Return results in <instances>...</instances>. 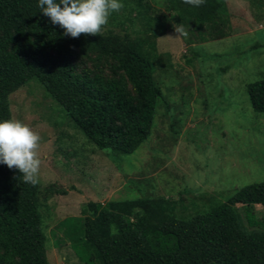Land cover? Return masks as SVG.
<instances>
[{
  "label": "trees",
  "instance_id": "trees-1",
  "mask_svg": "<svg viewBox=\"0 0 264 264\" xmlns=\"http://www.w3.org/2000/svg\"><path fill=\"white\" fill-rule=\"evenodd\" d=\"M122 1L128 8L123 16L142 20L137 32L71 37L40 13L37 0H0V119H12L9 95L33 80L111 161L138 148L161 96L154 79L160 68L156 18L147 13V1ZM166 4L194 37L188 42L221 39L232 30L225 0ZM246 90L254 112L264 113V76ZM47 188L25 183L17 169L0 164V264H49ZM204 196L206 209L190 215L179 213L177 200L147 195L89 200L81 215L61 221L83 264H264V218L247 209L259 204L264 210V180L222 202Z\"/></svg>",
  "mask_w": 264,
  "mask_h": 264
},
{
  "label": "rangeland",
  "instance_id": "rangeland-1",
  "mask_svg": "<svg viewBox=\"0 0 264 264\" xmlns=\"http://www.w3.org/2000/svg\"><path fill=\"white\" fill-rule=\"evenodd\" d=\"M145 1L151 7L147 13L156 18L152 26L160 68L154 79L161 96L151 132L133 152L111 161L36 81L9 95L12 119L40 136L37 175L39 184L48 187L49 264H83L61 220L81 215L89 200L161 195L177 200L179 213L190 215L206 209L204 195L222 202L237 188L264 180V113L254 112L246 90L264 76V0H225L232 30L204 42H188L194 37L166 0ZM122 3L101 31L133 33L143 27L138 17L129 21L123 16L128 8ZM236 205L245 215L246 207ZM247 209L256 219L264 218L261 205ZM68 224L71 230L78 227L73 219Z\"/></svg>",
  "mask_w": 264,
  "mask_h": 264
},
{
  "label": "clouds",
  "instance_id": "clouds-1",
  "mask_svg": "<svg viewBox=\"0 0 264 264\" xmlns=\"http://www.w3.org/2000/svg\"><path fill=\"white\" fill-rule=\"evenodd\" d=\"M185 4L199 7L205 0H184ZM40 13L53 25H59L64 35H98L109 16L118 12L122 0H37ZM179 33L180 28H176ZM40 136L18 119H0V164L13 167L23 174L25 183H38L41 161L36 149Z\"/></svg>",
  "mask_w": 264,
  "mask_h": 264
}]
</instances>
